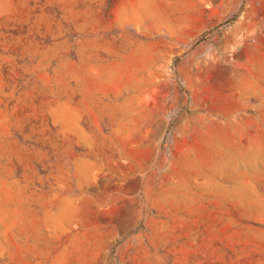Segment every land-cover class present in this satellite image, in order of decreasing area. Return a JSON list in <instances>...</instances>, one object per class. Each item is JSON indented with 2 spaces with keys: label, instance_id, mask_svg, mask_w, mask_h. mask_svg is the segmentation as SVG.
<instances>
[{
  "label": "rangeland",
  "instance_id": "obj_1",
  "mask_svg": "<svg viewBox=\"0 0 264 264\" xmlns=\"http://www.w3.org/2000/svg\"><path fill=\"white\" fill-rule=\"evenodd\" d=\"M0 264H264V0H0Z\"/></svg>",
  "mask_w": 264,
  "mask_h": 264
}]
</instances>
